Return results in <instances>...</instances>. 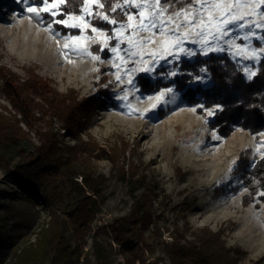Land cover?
<instances>
[{"label": "rangeland", "instance_id": "1", "mask_svg": "<svg viewBox=\"0 0 264 264\" xmlns=\"http://www.w3.org/2000/svg\"><path fill=\"white\" fill-rule=\"evenodd\" d=\"M98 2L102 3V0ZM162 2L166 3L170 12L181 8L176 0ZM121 3L122 0H117L113 6ZM29 5L42 8L43 0H0V110L9 117L17 116L20 127L28 135L19 139L10 129L6 141L0 142V161L11 170L10 174H6L0 168V216L6 221V235L13 234V219L19 210L30 216L26 224H31L30 220L35 221L23 230L27 233L25 241L36 242L39 232L49 226L52 207L68 220L84 197L67 175L46 190L36 189L42 197L30 195L17 184L12 173L37 155L40 140L36 129L44 127L46 116L38 110L34 113V123L29 122L28 125V121L18 115L5 95L3 72L16 76L20 82L37 75L59 94L74 89L80 99L94 95L103 97L106 106L89 124L88 132L108 153H111L112 146L120 144L121 138L130 144L125 154V171L129 173L125 180L120 168L124 156L121 163L116 165L106 155L93 160L91 169L94 175H102L105 179L99 184L96 194L92 191L88 193L97 199L101 210L87 233V244L80 249L79 264H98L96 242L102 245L106 254L111 255V264H171L167 249L175 233L180 230L192 238L191 234L201 228L221 233L228 247L244 251L238 264H264V201L260 198L263 192L260 189L248 205L244 203V196L252 194L242 174L244 164L239 162L243 150L252 151L247 169L254 168L256 161L264 158V132L252 134L237 126L230 136L225 137L210 124L220 106L207 107L203 100L192 103L186 97L189 88H210L214 85L207 66L200 63L202 59L211 55H226L243 71L247 80H252L264 57L259 62L242 59L223 42L221 46L225 48L224 51H209L204 55L198 44L186 42L184 47L195 51L196 55L180 54L179 59L167 56L158 60L154 71L126 74V69L140 67L139 57L128 54L130 41L125 39L119 44V55L129 61L120 64L117 54L110 51L111 47L117 46V40L108 41V47L101 50L100 41L105 38L98 37L91 28L96 27L112 36L114 28L128 23L125 13L136 16L137 8L117 7L109 12L103 7L95 9L92 16H85L90 26L84 31L59 24L77 31L71 34L59 30L57 24L53 23L54 20L66 18L61 17L65 14L64 4L55 16L49 10H44L40 17L27 12ZM51 11L56 9L52 8ZM105 13L117 20L118 25L106 22L102 18ZM71 14L79 16L81 11ZM118 14L123 16L120 21L116 18ZM132 24L138 26V18ZM229 27L232 36L227 39L236 38V44L251 45L252 48L264 46V41L255 37L248 41L238 38L248 31L264 36L260 29ZM130 33L131 29L124 35L129 36ZM70 36H81L83 47L100 59L93 60L88 55L68 52L64 44L73 46L68 39ZM156 47V44L145 47V60L150 59L148 52ZM63 52H68L67 59ZM114 61L119 67H113ZM245 69L255 72V75L249 79ZM117 71L120 72L121 81L116 79ZM172 71H176L177 75L170 76ZM185 76L189 79L180 88L177 78ZM141 78L149 79L152 87L144 86ZM167 88L173 89L169 100L174 96V102L159 104L153 109L151 106L155 102L149 97ZM126 93L127 101L121 100L120 97ZM129 104L140 111H132ZM193 108L195 112L191 111ZM208 109H215L212 116L207 115ZM141 112L144 114L141 115ZM212 133L219 139H215ZM84 138L88 140L86 135ZM65 141L69 145L75 143L71 137H66ZM134 149L136 152L132 154ZM132 165L137 167L135 176H132ZM62 170L65 171L64 168ZM74 179L84 185L81 175H76ZM149 190H153L155 213L154 222L145 226L132 219L136 217V203ZM16 193L26 195L29 201L18 200ZM121 219L129 220L122 222ZM64 235L72 247L77 246L70 223L65 227ZM22 242L24 244V238L18 243ZM9 252L10 249L0 250L1 264H6L2 261L4 255L10 261Z\"/></svg>", "mask_w": 264, "mask_h": 264}, {"label": "trees", "instance_id": "2", "mask_svg": "<svg viewBox=\"0 0 264 264\" xmlns=\"http://www.w3.org/2000/svg\"><path fill=\"white\" fill-rule=\"evenodd\" d=\"M117 0H102L103 8L109 12ZM179 6H184L188 0H176ZM83 6L82 0H66L64 4L65 13H79ZM65 18V15H61ZM119 21L123 16L118 14ZM98 24V23H96ZM99 25V24H98ZM56 28L65 33H76L77 31L66 29L57 24ZM107 28H109L107 26ZM200 63L207 66L214 85L210 88H189L186 97L192 103L203 100L207 107L220 106L216 116L210 124L219 132L228 137L237 126L249 130L252 134L264 132V58L260 64L257 75L252 80L244 77L243 71L237 67L226 55H211L202 59ZM7 98L12 102L18 115H22L30 123H34V113L42 112L46 118L44 127L36 129L40 145L38 153L28 163L18 166L12 173L20 188L26 190L30 195L39 197L36 189H47L54 186L57 181L67 175L77 186L79 193L84 197L75 211L69 215L67 220L60 211L51 208V220L48 227H44L38 234L36 242L25 241L27 233L23 232L31 224H26L29 215L19 210L13 219V234L6 235L5 220L0 216V250L10 249L6 260L4 255L2 261L6 264H79L80 249L87 244V233L92 223L100 212L97 199L88 191L97 193L99 184L105 179L104 176H95L91 169L93 160L106 155L115 165L121 163V174L123 179L127 178L125 171L126 152L130 146L125 138H121L120 144L112 146L111 153L102 147L99 141L88 132V126L106 106L103 97L94 95L84 99L79 98L76 90L71 89L67 93L54 92L41 78L33 75L27 80L20 82L18 78L3 72ZM188 76L177 78L178 86L184 87ZM144 86L152 87L149 79L141 78ZM154 89V88H151ZM39 98L40 100H38ZM18 117H9L0 110V142H5L7 132L11 129L19 139L28 137L20 127ZM57 123V124H56ZM59 124V125H58ZM87 136L88 140L84 138ZM66 137H71L75 143L69 145ZM136 150H133L134 154ZM251 152L243 150L239 155V162L244 164L242 174L252 195L244 196V203L248 205L261 189L264 193V158L258 159L254 168L247 169L251 159ZM0 168L6 174L11 170L0 161ZM65 169L62 170V169ZM136 166L132 165L131 171L136 172ZM132 173V176L136 174ZM76 175L83 177L84 185H80L74 179ZM152 191L143 194L135 205V218L132 221H140L149 226L154 222V199ZM3 194V192L1 193ZM18 200L29 201L27 196L16 193ZM30 198V197H29ZM44 198V197H43ZM264 201V195L260 197ZM50 206L52 203L45 199ZM12 219V218H11ZM129 219H121L126 222ZM35 222V221H34ZM70 223L77 240V246L72 247L70 241L64 235L65 227ZM189 238L185 232L178 230L173 242L168 245V255L171 264H238L245 254L240 248L228 247L221 233L213 232L209 228H201L193 232ZM24 238L19 244V240ZM98 264H111L110 254L98 242L95 243ZM1 264V262H0Z\"/></svg>", "mask_w": 264, "mask_h": 264}, {"label": "snow or ice", "instance_id": "3", "mask_svg": "<svg viewBox=\"0 0 264 264\" xmlns=\"http://www.w3.org/2000/svg\"><path fill=\"white\" fill-rule=\"evenodd\" d=\"M66 0H43L42 8L27 7V12L33 14L35 17H40L41 11L49 10L50 14L55 16L59 12L61 5L65 4ZM83 7L81 8V15L77 16L71 13H65V19L54 20L53 23L63 24L68 28H79L84 31L90 26V22L86 21L85 16H92L95 9L102 8L104 5L98 0H82ZM190 6H182L179 10H172L162 0H122L119 5H114L112 11L117 7H135L138 9L136 16L131 13H125L128 23L119 24L115 19H111L108 14H103L102 18L111 25H118L113 29V35L108 34L96 27H92L91 31L96 33L98 37L105 39L100 41L102 44L101 50L108 47V41L112 39L117 40V46L111 47L110 51L117 54L120 64H127L129 61L120 56L119 44L123 43L125 39L129 40V56L139 57V68L126 69L127 73L135 71H154V65L159 59H166L167 56H172L179 59L180 54L186 56L196 55L195 51H191L184 47L185 43L198 44L201 52L207 55L209 51H224L225 48L221 46L223 42L228 48L234 49V55L240 56L242 59L253 60L259 62L264 57V46L260 48H252L251 45L241 46L236 44L235 39H227L232 36V29L230 25H235L240 29H260L264 32V0H188ZM55 8L56 11H51ZM138 18V26H134L132 21ZM72 21V22H70ZM131 29L129 36L124 33ZM51 31V28H49ZM138 33H143V36H137ZM256 38L264 41V36H258L255 31H248L243 37H238L245 41ZM135 38V41H133ZM72 41L73 46L69 47L68 43L64 44V48L68 52L76 53L77 55H88L93 60H99V56L92 55L86 48L83 47L81 36H70L68 38ZM89 39H96V37H89ZM156 44L157 47L148 52L149 60L144 59V49L146 46ZM68 52L62 54L68 58ZM71 62V61H69ZM113 67H119L114 61ZM248 78L251 79L255 75L248 69H245ZM170 76L177 75L176 71L169 73ZM116 79L121 81L120 72L117 71ZM132 81L129 79V84ZM173 93L172 88H167L157 95L149 97L155 103L152 108H156L159 104L174 102L175 97L172 96L169 100L170 94ZM121 100L127 101V93L120 97ZM132 111H140L134 109L129 104ZM196 109H191L195 112ZM215 109H208L206 113L212 116ZM144 113L141 112V115ZM215 139H219L215 133H212ZM260 195H264L261 193Z\"/></svg>", "mask_w": 264, "mask_h": 264}]
</instances>
